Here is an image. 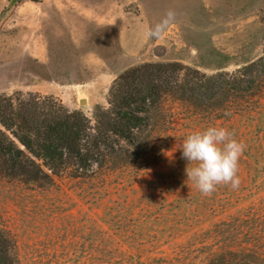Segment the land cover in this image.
Returning <instances> with one entry per match:
<instances>
[{"label": "rangeland", "instance_id": "374dc122", "mask_svg": "<svg viewBox=\"0 0 264 264\" xmlns=\"http://www.w3.org/2000/svg\"><path fill=\"white\" fill-rule=\"evenodd\" d=\"M23 3L33 7L18 8ZM50 14L79 23V42L88 22L112 26L75 53L77 72L105 59L111 76L86 66L90 89L60 91L46 80L63 71L61 61L47 71L0 60L1 95L53 97L94 125L95 107H108L114 80L145 63L178 62L208 76L240 72L255 84L219 97V109L163 96L132 142L115 145L89 170L68 165L47 185L0 175V227L16 264H208L223 257L264 264V74L243 71L264 58V0H0V54L15 21L28 15L39 30ZM208 126L228 128L245 148L238 187L217 185L206 196L187 178L193 165L179 147Z\"/></svg>", "mask_w": 264, "mask_h": 264}, {"label": "trees", "instance_id": "16d2710c", "mask_svg": "<svg viewBox=\"0 0 264 264\" xmlns=\"http://www.w3.org/2000/svg\"><path fill=\"white\" fill-rule=\"evenodd\" d=\"M263 60L245 66L243 71L250 76L264 74ZM237 74L208 76L178 62L130 68L114 80L108 107H95L94 125L82 112H69L53 97L0 94V175L43 186L68 165L89 170L102 163L115 145L132 142L163 96L219 109V97L245 94L249 85L255 84L254 77L242 80V74ZM12 249L10 237L0 227V264H16ZM231 258L208 264H244Z\"/></svg>", "mask_w": 264, "mask_h": 264}, {"label": "crops", "instance_id": "0c3cea01", "mask_svg": "<svg viewBox=\"0 0 264 264\" xmlns=\"http://www.w3.org/2000/svg\"><path fill=\"white\" fill-rule=\"evenodd\" d=\"M20 7L22 9H31L33 6L31 4L23 3L18 6V8ZM54 18L57 20H54ZM41 21L39 30L37 27L33 26L28 15H25L24 22L19 20L15 21L12 28L13 30L10 31L15 35L11 34V39L6 40L4 43L5 46L1 49L0 60H3L4 63H1V65H13L16 67L21 63V61H24L26 64L34 62L35 64L39 63L41 67L46 68L47 71H49L54 63L61 61L60 64L64 63L63 66L66 68L63 67V71L61 73L52 74V72H48L47 75H50L49 79L46 80L48 84L54 83L60 91L65 88L75 89V87L80 86L82 88L90 89L89 83L92 82L90 79L91 75L89 72L90 70L85 68L86 66L91 69L94 67V70H97L98 66L97 72H99L98 74L101 75L102 79L103 76H109L111 74V71H107V68L108 66L110 67V65L105 59H101L103 65L102 63L97 65L95 62V64L86 62L87 64H84V68L80 71L77 72L75 69L80 66L77 65L75 61V53L80 51L83 45L86 44L85 39H88L92 34L94 35L97 32L112 29L110 24H100L99 22V24L96 22L86 23L84 28L87 29V33L84 35V42H79V39H77L76 42L75 37L81 35L79 23L75 25L68 20L69 23L66 22L65 24H61L60 21H58V16H54L53 14L48 15L46 19L42 18ZM51 22H56V24L53 25ZM21 23L23 26L20 25ZM37 39L40 41H37ZM18 40H20V43ZM14 60L17 61L12 62ZM28 74H30V71H28ZM91 74L93 75L92 72ZM14 76L15 74L10 72L4 73L3 77H5L6 80H10V78Z\"/></svg>", "mask_w": 264, "mask_h": 264}, {"label": "clouds", "instance_id": "9594fccd", "mask_svg": "<svg viewBox=\"0 0 264 264\" xmlns=\"http://www.w3.org/2000/svg\"><path fill=\"white\" fill-rule=\"evenodd\" d=\"M179 148L182 158L193 165L186 167V176L201 194L210 195L221 184L238 187V164L245 145L228 128L208 126L192 131Z\"/></svg>", "mask_w": 264, "mask_h": 264}]
</instances>
